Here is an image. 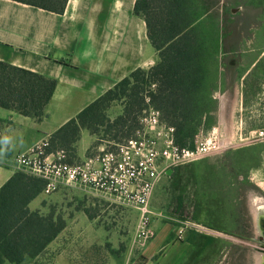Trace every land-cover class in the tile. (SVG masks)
Wrapping results in <instances>:
<instances>
[{"label":"trees","instance_id":"16d2710c","mask_svg":"<svg viewBox=\"0 0 264 264\" xmlns=\"http://www.w3.org/2000/svg\"><path fill=\"white\" fill-rule=\"evenodd\" d=\"M13 1L57 14H63L68 3ZM134 14L146 23L149 42L158 54L157 63L148 70L137 68L64 124L49 138L46 154L64 151L71 157L64 161L73 163L82 129L97 137L94 146L104 141L123 143L133 137L139 128V116L149 106L158 109L162 121L175 128L174 141L181 148H194L197 138L217 125V94L225 90L228 73H235L223 72L222 68L236 70L228 67L226 57L231 38L229 17L209 9L206 0H136ZM257 83L254 93L262 97L260 130L264 131V74ZM151 84L156 85L153 90H149ZM56 86L55 79L0 61L1 108L41 120ZM147 87L148 105L144 95ZM117 102H123L122 113L110 119L107 111ZM255 123L248 122L250 128ZM249 147L215 157V163L204 159L173 168L169 212L182 221L248 236L238 201L244 198L245 184L249 183L248 170L258 169L261 158L258 146ZM200 166L204 167L202 172L197 169ZM44 187L42 179L17 171L0 188V264H22L37 258L64 229L62 219L28 207ZM188 240L194 250L183 264H200L219 253L224 243L196 228L190 230Z\"/></svg>","mask_w":264,"mask_h":264},{"label":"crops","instance_id":"0c3cea01","mask_svg":"<svg viewBox=\"0 0 264 264\" xmlns=\"http://www.w3.org/2000/svg\"><path fill=\"white\" fill-rule=\"evenodd\" d=\"M135 2L68 0L64 13L57 14L13 0H0V61L57 81L41 120L0 107V137L13 138V144L0 155V188L16 172V156L48 141L84 108L146 65L148 53L154 48L145 21L134 14ZM96 140L89 130L82 129L76 143L78 161L93 157L106 147L100 143L95 146L98 152L91 155ZM59 152L49 154L50 159H57ZM172 171L167 174L170 176ZM61 190L49 194L42 191L29 203V209L46 216L44 195ZM87 219L82 214V220ZM151 226L150 239L139 240L142 258L136 257L132 264H183L194 250L188 240L194 223L182 221L170 212L163 215L154 210ZM61 232L44 252L56 243ZM84 233V237L91 236L89 229ZM64 253L65 250L60 251L48 264H74ZM42 255L22 264H38L35 261Z\"/></svg>","mask_w":264,"mask_h":264},{"label":"rangeland","instance_id":"374dc122","mask_svg":"<svg viewBox=\"0 0 264 264\" xmlns=\"http://www.w3.org/2000/svg\"><path fill=\"white\" fill-rule=\"evenodd\" d=\"M206 3L212 11L217 10L229 17L228 34L231 38L226 57L228 67H235L236 70L222 68L223 72L235 73L233 76L228 73L224 79L225 90L217 94L219 99L217 125L209 133L199 136L201 139L219 136L228 144L227 149L220 155L204 159L209 160V163H215L213 158L248 146L249 148L258 146V149H261L259 151L261 158L258 169L248 170L249 183L245 184L244 198L238 201L239 214L244 218L243 228L248 236L227 234L194 223V228L224 241L219 253L200 264H258L257 255L260 256L264 251V240L257 231L254 204L258 200L264 202V139L256 140L258 136L256 130H260L262 126L259 109L262 97H257L254 91L258 84L257 80L264 74V0H206ZM157 61V54L152 50L148 53L143 68L148 70ZM123 108V102L113 103L107 115L109 118L115 117ZM249 121L256 122L253 128H250L252 124H248ZM110 146L111 150H116L112 143ZM97 152L95 147L90 154L95 155ZM66 158L71 157L66 155ZM78 160L74 159L73 163L80 162ZM197 169L202 172L204 167L200 166ZM241 179L238 178L239 181ZM170 185L168 174L162 176L157 183L151 200L152 214L154 210L163 215L169 213L172 198ZM44 196L46 199L43 207L46 216L60 218L66 226L56 243L35 261L38 264H48L64 250V254L74 264H132L136 257L142 258L140 238L137 235L140 215L133 206L115 201L113 198L88 195L76 187L68 186H62V190L56 194ZM82 214H86L88 219L82 220ZM86 229H89L90 237H84ZM86 241L89 242L88 245Z\"/></svg>","mask_w":264,"mask_h":264},{"label":"built area","instance_id":"2783aa9c","mask_svg":"<svg viewBox=\"0 0 264 264\" xmlns=\"http://www.w3.org/2000/svg\"><path fill=\"white\" fill-rule=\"evenodd\" d=\"M151 84L149 90H153ZM148 105V87L145 90ZM175 128L162 121L158 109L149 106L139 116V128L123 143H105L98 154L81 162L67 163L65 152L50 159L45 148L48 141L15 158L16 171L35 176L45 182L43 191L53 193L62 186L76 187L86 193L113 198L133 206L139 212L137 235L142 242L152 235L151 200L159 180L180 165L194 163L222 154L228 144L219 136L197 138L192 149L181 148L174 141ZM256 140L264 139V131H256ZM191 224V223H188ZM182 233V232H181Z\"/></svg>","mask_w":264,"mask_h":264},{"label":"bare ground","instance_id":"6f19581e","mask_svg":"<svg viewBox=\"0 0 264 264\" xmlns=\"http://www.w3.org/2000/svg\"><path fill=\"white\" fill-rule=\"evenodd\" d=\"M253 201H255V200H253ZM254 211H255V221H256L257 231L261 234V236L264 237V202L258 200L254 204ZM253 230H255V229H253ZM253 255H255V254H253ZM257 257H259L258 258V260H259L258 264H264V251L261 252L260 256L257 255Z\"/></svg>","mask_w":264,"mask_h":264},{"label":"clouds","instance_id":"9594fccd","mask_svg":"<svg viewBox=\"0 0 264 264\" xmlns=\"http://www.w3.org/2000/svg\"><path fill=\"white\" fill-rule=\"evenodd\" d=\"M13 144V138L4 135L0 137V155H2Z\"/></svg>","mask_w":264,"mask_h":264},{"label":"water","instance_id":"95a60500","mask_svg":"<svg viewBox=\"0 0 264 264\" xmlns=\"http://www.w3.org/2000/svg\"><path fill=\"white\" fill-rule=\"evenodd\" d=\"M260 238L264 240V237L263 236H260Z\"/></svg>","mask_w":264,"mask_h":264}]
</instances>
